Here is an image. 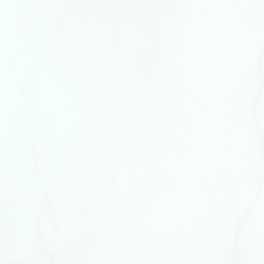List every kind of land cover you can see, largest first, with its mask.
I'll use <instances>...</instances> for the list:
<instances>
[{
    "label": "water",
    "instance_id": "95a60500",
    "mask_svg": "<svg viewBox=\"0 0 264 264\" xmlns=\"http://www.w3.org/2000/svg\"><path fill=\"white\" fill-rule=\"evenodd\" d=\"M0 264H264V0H0Z\"/></svg>",
    "mask_w": 264,
    "mask_h": 264
}]
</instances>
